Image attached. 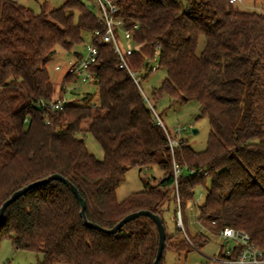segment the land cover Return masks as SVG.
I'll use <instances>...</instances> for the list:
<instances>
[{"label":"trees","instance_id":"trees-1","mask_svg":"<svg viewBox=\"0 0 264 264\" xmlns=\"http://www.w3.org/2000/svg\"><path fill=\"white\" fill-rule=\"evenodd\" d=\"M115 1L131 42L139 46L127 58L130 68L138 72L145 58L154 60L158 45L166 77L153 96L195 101L208 118L211 129L202 152L183 141L173 152L180 167L183 226L184 208L202 187L198 223L212 234L225 227L242 230L264 255V0H241L260 2L261 13L239 11L229 0H186V9L175 0ZM102 30L99 17L81 0L38 14L0 0V207L24 186L59 174L83 199L87 222L109 230L130 213L149 211L165 228L162 215L170 207L177 220L166 136L119 68L112 46L94 35ZM83 33L97 49L88 68L97 87L96 106L40 108L39 101L54 99L47 63L57 47L71 51L82 44ZM76 79L66 73L63 82ZM86 132L100 146L101 161L88 153ZM154 165L163 173L155 185L147 183L117 201L128 167ZM4 238L16 251L42 254L38 264H153L158 247L156 226L148 217L114 234L87 227L70 188L58 180L31 188L5 208L0 242Z\"/></svg>","mask_w":264,"mask_h":264},{"label":"rangeland","instance_id":"rangeland-1","mask_svg":"<svg viewBox=\"0 0 264 264\" xmlns=\"http://www.w3.org/2000/svg\"><path fill=\"white\" fill-rule=\"evenodd\" d=\"M12 1L17 2L38 14L41 12L48 13L52 10L59 9L66 0ZM81 1L90 12L99 17V13L94 7V0ZM175 1L179 2L184 9L188 7L186 0ZM233 4L239 11L256 13L263 12L260 2L254 3L239 0L233 2ZM82 37L83 43L75 46L71 51H66L57 47L55 55L46 65V70L54 91L53 100L64 99L67 104H94L97 102V87L93 83L94 81L84 82L80 79H76L75 82L71 83L63 82V77L67 73V68L70 64L69 62L79 58L74 57L73 52L83 54L85 52V45L90 42L88 33H83ZM117 38L122 49L128 46L133 47V45L125 40L120 33L117 34ZM203 44L204 42L201 38L198 43L197 53L202 50ZM150 66L156 67V70L150 74H148V71L139 74L140 79L137 82L138 86L134 83L142 95L147 107L149 108V105H151L162 121L164 128H166L170 134H172L173 129L176 127H186L187 130L182 131L176 135L175 138L180 140L179 143L181 141L187 142V145L193 152H202L206 147V142L211 129L208 123V118L200 113L199 104L195 101L173 100L167 95L155 98L153 92L159 89L162 81L166 77V73L162 67H159L158 57H155L154 60H150ZM86 94L88 95L87 99L81 100ZM149 109L151 111V108ZM151 114L154 117L152 112ZM83 124L86 126L87 121ZM192 130H196V133H193ZM82 137L88 153L95 159L101 161L103 159V152L97 142L87 132L83 133ZM170 155L171 162L175 161L171 152ZM162 175V171L155 165L149 168H140L136 166L128 167L124 181L116 190L117 201L121 202L131 194L140 192L145 187L155 185L162 178ZM147 183L148 186H145ZM207 186H209L208 183ZM204 197L205 189L202 187L198 188L195 191L193 200L188 202L184 208L185 225L183 227L187 232V239L184 236V232L179 229L177 221L175 222L176 224L174 223L172 217L173 210L171 207L162 215L166 232L161 264H219L216 262V259L221 254L222 242L220 238L217 234H212L210 231L202 227L197 221L196 206L203 203ZM173 204L174 201L172 202V205ZM201 239L206 240L202 241ZM190 241H192L197 247L193 248ZM42 260V254L14 250L10 240L7 238H4L0 242V264H38L41 263Z\"/></svg>","mask_w":264,"mask_h":264},{"label":"built area","instance_id":"built-area-1","mask_svg":"<svg viewBox=\"0 0 264 264\" xmlns=\"http://www.w3.org/2000/svg\"><path fill=\"white\" fill-rule=\"evenodd\" d=\"M239 0H229L230 3L237 2ZM94 7L99 13V19L102 22L103 30L102 32L95 31V36H100L101 41L105 44L112 46V50L117 57L119 68L123 69L130 76L132 81L137 85L139 81V74L144 73L146 70L153 72L156 67L150 66V60L145 58V64L143 68L136 72L133 71L128 65L127 58L130 57L135 51L138 50V45L131 43L130 32L123 26V19L118 16V6L115 0H94ZM133 26L132 28H136ZM120 33L121 36L127 40L133 47H125L122 49L119 45L117 34ZM159 46H155L154 58L158 57ZM97 49L89 42L85 45V52L77 60L69 62L67 68V73L72 74L75 78H78L84 82L94 81V76L88 72V68L91 64L96 61ZM138 86V85H137ZM147 102V101H146ZM149 103V102H148ZM67 103L65 100H50V101H39L38 106L43 109H49L51 111L62 110ZM93 106H96L93 104ZM151 112L153 113L155 123L160 126L166 135L167 144L171 154H173V148L177 147L179 144L178 139L175 138L176 135L182 131H186L187 128H174L172 134H170L155 110L149 105ZM46 123H48L46 121ZM172 171L174 177V189H175V204H176V216L177 225L179 229L184 232V227L181 220L180 211V200L177 193V177L180 174V167L175 161H172ZM190 173H194L190 171ZM200 174H205L204 171H199ZM217 236L222 242L221 254L217 257L216 262L219 264H264V255L262 251L255 246L251 241L249 235L238 229L231 227H225ZM186 237V235H185ZM187 239V237H186Z\"/></svg>","mask_w":264,"mask_h":264},{"label":"water","instance_id":"water-1","mask_svg":"<svg viewBox=\"0 0 264 264\" xmlns=\"http://www.w3.org/2000/svg\"><path fill=\"white\" fill-rule=\"evenodd\" d=\"M192 132L196 133V130H192ZM53 180H58L70 188L73 196L76 198V200L78 201V203L80 205V216L84 220L85 225L89 228H95V229L105 231L109 234H114L118 229H120L126 223H128V222H130V221H132V220H134L140 216L148 217L155 224L156 230H157V236H158V247L156 250V255H155V259L153 261V264H159V260L162 256V253L164 250V245H165V228H164L162 221L158 215L153 214L152 212H149V211L133 212V213H130V214L124 216L112 229L104 230V229L98 227L97 225L91 224V223L86 221L85 216H84L85 203H84L83 199L80 197L76 188L68 180H66L65 178H63L59 174H53V175L48 176L45 179L35 181L33 183H30V184L24 186L20 190L14 192L0 207V220L2 218V215H3L5 208L8 205H10L13 201H15L18 197L24 195L28 190H30L33 187H36L38 185H42L44 183H48V182L53 181Z\"/></svg>","mask_w":264,"mask_h":264}]
</instances>
